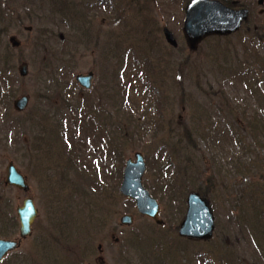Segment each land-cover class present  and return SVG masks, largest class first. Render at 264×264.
I'll use <instances>...</instances> for the list:
<instances>
[{
  "label": "rangeland",
  "instance_id": "obj_1",
  "mask_svg": "<svg viewBox=\"0 0 264 264\" xmlns=\"http://www.w3.org/2000/svg\"><path fill=\"white\" fill-rule=\"evenodd\" d=\"M52 1L0 0V71H6L0 73V118L8 114L23 125L29 124L36 120L34 107L47 99L42 96L46 82L55 81L52 73L68 77L72 83L71 87L66 84L72 102L62 108L58 96L57 106L50 110L46 161L33 163L30 170L17 163L27 160L16 162L27 178V195L0 187L1 238L17 237L16 207L30 197L36 200L39 216L32 226V236L22 243L17 254H33L32 246L35 247L37 239H47L45 236L49 239L61 229L67 233L73 229L72 235L76 237L70 242L81 244L86 239L91 241L90 246L93 241L95 251L91 252V261L86 247L78 245L74 249L81 251L79 257L85 264L93 263L97 257L99 241H103V250L107 248L103 254L105 264H114L116 253L132 258L133 264H264V239H255L256 229L252 228L253 222L260 218L259 232L264 236V3L259 6L258 0H230L249 9L248 22L236 34L208 38L196 51H190L182 33V1L54 0L51 4ZM69 2L82 4L85 12L92 11L86 16L78 11L81 19L72 16L74 9ZM51 8L60 11L54 13ZM140 21L151 24L146 32ZM162 25L172 32L177 48L165 43ZM26 27H32V32H25ZM11 36L20 41V49L11 50L9 44L4 48V41ZM40 36L50 44L47 42L37 50ZM111 46H116L114 52L117 50L113 58L107 57ZM133 58L137 80L144 77L146 89L137 87L140 82L132 78L131 69L127 68ZM145 63L150 68L139 76ZM20 64L28 66L25 79L18 77ZM58 67L62 68L59 73ZM88 72L94 74L92 89L85 94L91 105L88 110H95L101 96L102 120L107 115L115 122L111 127H103L107 134L114 132L118 136L112 147L102 149L100 146L106 144L104 135L103 141L91 144L80 136L83 133L78 132V136L75 132L71 136L78 140L79 145L75 146L88 163L97 166L93 170L84 169L90 175L78 172L82 168L69 171V179L60 188V180L65 176L61 175V169L54 170V154L66 145L56 133V124L61 114L67 117L78 112L74 103L82 92L75 78ZM123 75L130 83L135 81L128 96L135 115L133 122L123 103L122 94L126 95L127 90L118 83ZM111 93L115 97L114 106ZM21 96L29 97V105L26 113L17 115L12 104ZM22 129L13 130L15 137L21 135ZM6 132L8 140L12 132L8 129ZM4 133L3 130L2 136ZM185 136H191L197 146L195 150L191 151L194 144L186 143ZM53 139L56 148L52 147ZM137 152L143 154L147 167L144 186L160 204L161 227L138 215L134 203L118 192L119 171ZM14 159V153L0 152V181L9 162L5 160ZM196 162L200 177L194 175ZM172 187L176 188L173 198L172 193L167 194ZM199 188L207 191L205 197L214 215L213 237L205 243L180 240L176 230L186 210L185 197ZM79 199H83V209L79 207ZM67 209L71 214L69 224L62 213ZM123 215L133 217L131 227H120ZM3 221L10 223L13 233L4 230ZM81 221L86 225H80ZM50 223L60 227L58 231L44 234L47 227L37 237L39 228ZM82 231L86 234H80ZM142 237L149 246L142 244V252L128 249ZM112 239L118 240L116 246ZM17 254L8 256L3 264H15Z\"/></svg>",
  "mask_w": 264,
  "mask_h": 264
},
{
  "label": "water",
  "instance_id": "obj_2",
  "mask_svg": "<svg viewBox=\"0 0 264 264\" xmlns=\"http://www.w3.org/2000/svg\"><path fill=\"white\" fill-rule=\"evenodd\" d=\"M263 0H260L262 3ZM187 11L185 32L190 39L191 47L203 36L208 34H231L237 31L240 24L247 17L246 11L234 12L224 8L216 2L199 1L192 4ZM168 41L171 42V35L166 33ZM12 46H17V42L11 40ZM20 75H26V67L20 69ZM91 77H78L77 82L89 88ZM28 103V99L23 97L15 102L14 106L18 111L23 110ZM136 162L128 161L123 171V179L120 186V193L135 202L137 211L145 216L155 219L158 214V205L150 197L149 193L142 186V176L145 166L140 154L135 155ZM6 183L26 189L24 181L20 175L10 167ZM20 219V236L29 234V227L35 218V210L31 201H24L23 208L17 211ZM121 224L130 225L131 218L125 216L121 219ZM213 217L208 204L196 194H191L188 199V211L184 221L180 225L179 235L182 237L208 240L212 235ZM16 244L13 242L0 241V260L9 251L14 250Z\"/></svg>",
  "mask_w": 264,
  "mask_h": 264
},
{
  "label": "trees",
  "instance_id": "obj_3",
  "mask_svg": "<svg viewBox=\"0 0 264 264\" xmlns=\"http://www.w3.org/2000/svg\"><path fill=\"white\" fill-rule=\"evenodd\" d=\"M62 86L63 85H60V84H58L57 86H56V89H62ZM0 103H2V102H0ZM189 137V136H188ZM189 144L190 145H193L191 142H189ZM194 147V146H193ZM176 190V188H173L172 187V191L170 190L169 191V193H173V194H176V193H174L173 191H175ZM171 195V198H173L175 195ZM172 201H176V200H172ZM261 226V220H260V218L257 220V222H253V226H252V228L253 229H256L255 231L253 230V236H255V239H261V238H263L264 239V236L262 235V233L261 232H259V227ZM261 228V227H260ZM248 229L249 230H251V227H248ZM263 232H264V230H263Z\"/></svg>",
  "mask_w": 264,
  "mask_h": 264
}]
</instances>
